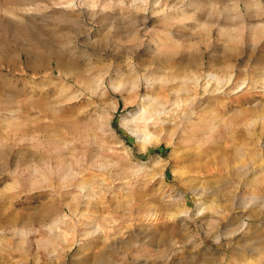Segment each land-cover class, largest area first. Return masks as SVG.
I'll use <instances>...</instances> for the list:
<instances>
[{
  "label": "rangeland",
  "instance_id": "374dc122",
  "mask_svg": "<svg viewBox=\"0 0 264 264\" xmlns=\"http://www.w3.org/2000/svg\"><path fill=\"white\" fill-rule=\"evenodd\" d=\"M262 116L264 0H0V264H264Z\"/></svg>",
  "mask_w": 264,
  "mask_h": 264
},
{
  "label": "bare ground",
  "instance_id": "6f19581e",
  "mask_svg": "<svg viewBox=\"0 0 264 264\" xmlns=\"http://www.w3.org/2000/svg\"><path fill=\"white\" fill-rule=\"evenodd\" d=\"M64 4V3H63ZM245 9H246V12H248L249 13V10L252 8V3H246L245 4ZM238 9H240V11L242 10V6L240 7V6H238ZM254 16V15H253ZM252 16V17H253ZM25 55V54H24ZM195 64H197V63H192L191 65H190V67H193ZM200 65H203V64H200ZM155 81H157V80H153V81H151V79H149V77H147V85L150 87V88H152L151 87V85L153 84V83H155ZM214 81H217V82H220V83H222V80L217 76V75H215V74H209L208 75V80L205 82V84H204V93H203V95H199V93H197V89H202L203 88V85H202V82H203V80L201 79V77L200 76H197L196 78H195V76L193 75V79L191 80V84L194 86L193 88L194 89H196V92H195V95H194V97H192L191 99H190V103H189V106L191 107V108H193L192 109V111H189L190 112V114H194V113H200L201 111H203L205 108H208V109H210V105H211V103H212V98H211V96H217L218 94H222L223 92H222V88L223 87H216V88H214V90H210V89H208L209 88V86L212 84V82H214ZM230 82V81H229ZM229 82L227 83V84H229ZM225 93V92H224ZM211 94V95H210ZM148 97L149 98H153V96L152 95H149L148 94ZM204 104H206V107L204 106ZM151 108H154V109H156L157 110V112H156V116L157 117H160V116H162L163 114H165V112H166V109H164V108H161V107H163L164 106V104L161 102V101H159L158 99H154L153 100V103H151L150 105H149ZM190 114H189V116H190ZM260 120L261 121H263L264 122V116H262V117H260ZM258 122V119H256V118H254V119H252V121L250 122V124L248 125V127L247 128H253L254 126H255V123H257ZM248 129V130H249ZM136 135L137 136H140L139 135V133L137 134L136 133ZM262 145V144H261ZM262 149H264V146L262 147ZM259 168H261V169H264V166L263 165H260L259 166ZM252 169H255L254 167L252 168ZM253 173H258V171L257 170H255V172H253ZM245 175H247V177L248 176H250L251 175V172H249V171H246L245 172ZM184 213H187V212H180L179 213V217L180 218H182L183 217V214ZM150 215V214H149ZM155 214H151L150 216L152 217V216H154ZM186 216L189 218V215L188 214H186Z\"/></svg>",
  "mask_w": 264,
  "mask_h": 264
}]
</instances>
